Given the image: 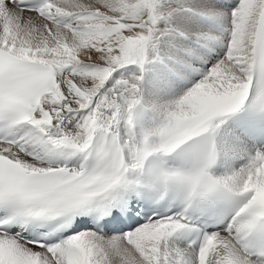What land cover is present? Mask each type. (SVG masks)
I'll use <instances>...</instances> for the list:
<instances>
[{
	"label": "snow or ice",
	"instance_id": "1",
	"mask_svg": "<svg viewBox=\"0 0 264 264\" xmlns=\"http://www.w3.org/2000/svg\"><path fill=\"white\" fill-rule=\"evenodd\" d=\"M0 264H264V0H0Z\"/></svg>",
	"mask_w": 264,
	"mask_h": 264
}]
</instances>
